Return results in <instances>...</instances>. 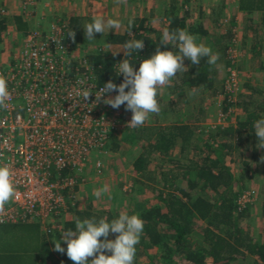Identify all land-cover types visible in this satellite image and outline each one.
<instances>
[{"label": "trees", "instance_id": "trees-1", "mask_svg": "<svg viewBox=\"0 0 264 264\" xmlns=\"http://www.w3.org/2000/svg\"><path fill=\"white\" fill-rule=\"evenodd\" d=\"M21 1L26 9H34L48 2V0ZM189 1L184 0V4ZM233 2L234 7L240 11L249 14L263 12L261 21L264 23V0ZM176 3L177 1L171 3L167 9L166 4L159 5L164 6L162 16L167 22L166 29L170 31L185 29L199 37H208L206 45L211 46L213 52L220 54L217 63L210 65L207 58H202L200 64L191 65L190 60L185 58L184 63L188 65V70L177 73L170 84L165 85L166 94L162 97L160 93L158 96L160 112L164 108L166 112L175 115L173 121L168 124L122 128L109 134L106 149L101 151L100 155L107 154L108 145H112L110 150L118 149L122 142L130 138L132 142L142 143V151L132 162L133 181L118 183L115 185L117 191L109 189L100 197L99 205L97 204L99 198L93 195L87 204L81 203L80 207L75 208L73 199L75 200L76 191L73 192L74 195L68 199V209L70 211L74 209V215L63 219L60 226L57 225V221L64 212L55 215V221H49L48 226L36 219L0 223V264H73L66 252L55 250V240L58 241L63 232L73 229L77 219L95 217L111 220L121 211H127L129 214L138 213L144 221L143 233L136 246L134 264H233L239 258L246 260V264H264V240L255 239L251 229L243 224V221L250 217V208L256 192L242 184L245 179H252L256 172L257 175L264 176V158L252 130L254 121L264 117V98L260 99L264 94L260 81L264 82V79L248 75L251 73L248 71V59L237 57L235 60L231 56L235 49L245 51L247 48L253 53L255 62L257 58L261 60L264 52L260 42L264 39L254 37L250 44L249 37L243 35L242 42H237L234 29L237 13L231 16L224 34L211 35L203 27L202 22L190 20L189 9L183 6L184 4ZM222 3L213 10L212 16L218 14L220 10L223 11L220 15H223L228 3L224 5ZM7 11L1 3L0 52L7 49L12 22L19 31V39H23L16 51L21 50L28 35L37 33L44 38L53 32L54 27L60 28V36L68 43L66 50L71 58L69 64L71 71L68 75L73 77L78 69H84L83 61H86L98 86L109 80L119 84L124 79L123 74L117 75L115 71L119 61L124 58V51L113 55L116 50L112 49L111 45L124 47L128 40L144 39L145 46L140 53L134 52L132 57H125L133 59L136 68L139 67L141 60L154 53L158 46L161 50L173 48L171 44L161 43L162 31L149 25L152 18H149V21L134 18L131 28L127 23L121 33L106 29L104 34L96 33L95 40H87L83 25L91 22L93 18L91 15L78 16L73 11L66 17L67 15H61V12H55L54 19H50L48 27L45 28L42 19L39 26H36L25 18L26 14L23 12L9 16ZM219 17L216 16L214 21L219 22ZM252 20L251 17L245 18L244 30L257 31ZM256 40L258 44H254ZM91 43L96 45L92 47ZM9 60L11 63L16 61L12 57ZM259 63L258 67L255 63V68L264 72V59ZM230 67H235L241 73L240 85L234 95L235 101L225 90ZM244 70L246 76L242 78ZM193 88L197 89L194 94L191 91ZM205 90L209 91L211 96L216 94L223 96L221 116L223 120H227L226 124L216 122L219 113L214 120L213 117H209V112L203 106L206 99L202 96L198 99V95L205 93ZM187 92L195 96L194 103L188 101ZM235 104L246 112V116L236 120L237 124L229 122L228 118L231 115L229 108ZM125 129L130 130L119 136L118 132ZM239 150L243 154L246 150H252V161L256 167L253 168L250 163L245 162L247 170L236 176L229 161H233V155ZM191 153L194 157H190ZM154 161L158 162L159 166L153 168ZM52 170L56 173V169ZM94 170L97 171L95 164L93 168L88 165L82 174L76 177L78 180L83 177L85 179V176ZM63 173L73 175L74 171L67 169ZM101 173L96 172L99 176ZM107 181L112 182V179L109 178ZM158 184L161 185L159 189L154 187ZM147 187L157 191L155 199L136 197L145 193ZM246 194L250 200L241 201ZM114 196L120 198L112 199L109 203L108 198ZM127 198L130 201L124 208L123 203H126ZM132 200L136 202L133 206ZM116 235L110 233L109 239H114ZM61 243L66 249V242L61 240Z\"/></svg>", "mask_w": 264, "mask_h": 264}, {"label": "built area", "instance_id": "built-area-1", "mask_svg": "<svg viewBox=\"0 0 264 264\" xmlns=\"http://www.w3.org/2000/svg\"><path fill=\"white\" fill-rule=\"evenodd\" d=\"M52 31L45 39L37 33L28 35L21 50L12 55L16 61L0 65V76L7 78L10 90L0 106V164L12 167L17 188V198L0 208V223L36 219L48 226L55 221L85 182L76 176L91 156L106 149L112 131L128 127L122 108L106 104L103 96L97 100L101 86L86 61L85 70L68 75V43L60 28ZM231 56L237 59L235 50ZM229 71L225 90L235 101L240 78L235 67ZM85 89L92 91L86 100L81 95ZM109 95L116 94H104ZM94 164L100 174L103 161ZM67 169L74 174L65 175ZM247 196L241 201L250 200Z\"/></svg>", "mask_w": 264, "mask_h": 264}, {"label": "clouds", "instance_id": "clouds-1", "mask_svg": "<svg viewBox=\"0 0 264 264\" xmlns=\"http://www.w3.org/2000/svg\"><path fill=\"white\" fill-rule=\"evenodd\" d=\"M133 22L134 19L130 18L128 21L130 28ZM120 25L119 19L105 20L103 17L94 16L91 22L83 26L87 40H92L96 38V33L104 34L106 29L115 30ZM160 40L162 44L173 45V48L161 50L158 46L154 53L141 60L138 68L135 67L133 59L125 57H132L134 52L140 53L145 46L144 39L126 41L124 47L120 49L124 51V58L115 69L117 75L123 74V81L117 84L109 80L96 91L97 100L103 96L104 102L111 107L119 108L124 105L126 110L132 112L128 127H139L146 122L150 114L160 112L158 96L163 91V86L170 84L177 73L188 70V65L184 63L185 58L190 60L191 65L200 64L202 58H207V63L214 65L219 59L218 52H213L211 46L198 41L194 34L185 29L171 31L164 29ZM191 91L194 94L197 89L193 88ZM91 92L87 89L82 91L84 100ZM111 92H115L116 95L104 96L105 93ZM9 96L7 78L0 76V106L5 105ZM252 130L258 145L264 147V117L254 121ZM107 192L108 186L104 185L95 190L94 195L100 198ZM16 198L17 188L13 169L8 164H0V208ZM143 229L142 217L138 213L129 214L127 211H121L111 220L95 217L77 219L73 229L63 232L61 238L55 240L54 248L56 251L66 252L73 264H134L136 246ZM110 233L117 235L114 239H109ZM61 240L66 242V249Z\"/></svg>", "mask_w": 264, "mask_h": 264}, {"label": "rangeland", "instance_id": "rangeland-1", "mask_svg": "<svg viewBox=\"0 0 264 264\" xmlns=\"http://www.w3.org/2000/svg\"><path fill=\"white\" fill-rule=\"evenodd\" d=\"M80 1V2H79ZM88 0H78L76 1H72V0H60V5H58V7L60 8V14L61 15H67L66 17H69L71 12H75V11H84L85 7L87 8V10H89L88 6L86 5ZM105 2H108L109 4L107 5L106 3L101 4L100 1L98 3H96V6L92 7L93 13L96 15V17H103L105 20H107L108 18H116V19H120L123 14L125 15L126 18V14L128 12H131V14H133V19L134 18H138L135 15H140L142 16V14H148L150 10H155L154 15L152 16V21L149 23V25L151 24V28H155L157 30H161L163 31L164 29H166L167 26V22L165 20V18L162 16L163 12H164V7L159 6L161 3L166 2L165 5V9H167L166 7L169 6V3H173L174 1H177L176 4L178 5H183L184 4V0H132L131 1V5H130V10L126 11V7L124 8V10H121L122 8V4L119 2V0H104ZM112 1V2H111ZM121 1V0H120ZM124 1V0H123ZM128 1V0H127ZM213 0H191V2H186L183 6H186L189 9L190 12V20L194 21H199L203 23V27L211 34V35H220V34H224L226 32V27L228 26L227 24H229V20L231 19V16L234 13H237L238 9L237 7H234V2L233 0H225L227 4V7L225 8V12L223 13V15H220V12H223L222 10H220L218 12V14H214L213 16L211 15L210 11L208 13L209 10V6L211 4ZM218 1V0H217ZM223 0H220V2ZM4 1H1V3H3ZM6 2V3H5ZM4 2V7L8 10L7 13L9 16H13V15H18L19 13L23 12V14L25 15V18L27 20L30 21V23L39 26L38 24L40 23L41 19L42 21H44L46 19L47 16H45V14H42L41 11H43V6L42 5H38L36 6V8L34 9H29V8H24V3L21 0H6ZM9 2V3H8ZM59 0H55L53 1V3L58 4ZM47 6L51 7L52 2L50 0H48ZM112 3V4H111ZM46 5V4H45ZM53 6V5H52ZM231 6V7H230ZM186 7H184L186 9ZM55 7L53 6V9ZM200 8H203L201 10H203L202 14L201 12H199ZM11 9V10H10ZM132 9V10H131ZM206 9V10H205ZM219 10V8L217 9V11ZM57 12V11H56ZM121 12H124L123 14ZM37 15L35 16L34 14ZM242 13H240L241 15ZM117 15V16H116ZM220 15V17H219ZM34 16V17H33ZM135 16V17H134ZM218 16L219 17V22H215L214 18ZM242 16V15H241ZM245 19V17L243 18V20ZM242 20V17L240 19V21ZM121 21V25L119 27L120 31H124L126 24L128 22H125V19H120ZM243 25H241V28H244V24L245 23H241ZM239 26V25H238ZM235 33H236V39L237 42H242L241 40L243 39V34L235 27ZM114 30V29H113ZM117 30V28L115 29ZM154 33V32H153ZM9 37H8V42L6 44L7 49H4L2 52H0V65L3 64H7L9 61V58L12 57L13 52L16 51V48L19 47L18 45H20V41L22 42L23 39H19V31H17L16 29V25L12 22L10 23V29H9ZM196 37L199 38L198 41L203 42V43H207L208 42V37L205 36H198L195 35ZM253 39V37H250V39L248 38V42H251ZM95 40V39H93ZM96 44L91 43L90 46H94ZM112 49L118 51L120 49H122L123 47L121 45H117L115 48L111 45ZM122 51V50H120ZM119 51V52H120ZM236 51V55L240 58V57H245L246 59H248V63L247 65L249 66V70L251 71L250 74H248L249 76L254 75L256 79L258 78H262L264 79V76H262L264 74L263 71H261L260 69H256V65L257 67L259 66V62H260V58L256 59V62L254 61V57H253V53L249 52L247 48H245L244 50H240V49H235ZM248 51V52H247ZM241 59V58H240ZM255 63H257L255 65ZM251 68V69H250ZM246 70L242 71V78H244L246 76ZM245 72V73H244ZM239 78L241 79V73H239ZM245 81V79H243ZM262 89L264 90V85L262 86ZM167 90L166 87L163 86V91L161 92V96L163 97L164 94H166ZM239 94V93H238ZM168 94L165 96L167 98ZM201 96L203 98H205L206 100L203 103V106H205L206 111L209 112V117H216L217 113H219V116H217L216 122L219 123H225L227 122L226 119L223 120V117L221 116L222 112L221 110L223 109V104H222V97L218 96V94L211 96L210 92L205 90V93L203 94H199L198 95V99L201 98ZM187 99L189 102L194 103L193 99L195 96H193L192 94H190L189 92H187L186 95ZM238 98V97H237ZM234 100V99H233ZM208 106V107H207ZM119 108H122V112L124 113L123 118H126L125 120H123V122H128L130 121L131 117H132V112L130 110H126L124 105H121ZM190 108V107H189ZM229 110H231V115L228 117L229 118V122H236V120L241 116L242 113V108L238 105L235 104L233 105V107L229 108ZM162 112V113H161ZM159 112V114L157 113H153L150 114L149 118L146 120V122L143 125H149V124H168V122L173 121V117L175 115H173L170 112H166L163 108V111ZM189 112V109H188ZM215 114V115H214ZM219 118V119H218ZM237 124V123H235ZM142 126V125H141ZM127 128V127H125ZM130 129H125V130H121L118 132V135L120 136L122 133L126 134L127 131H129ZM253 138V137H252ZM132 138L128 139L127 141H124L121 143L120 148L118 149H111L110 147L112 145H108L109 150H107V154H94L91 156L90 161L93 162V164H91V162L89 163V167L93 168L94 162L98 159H100L101 161H103V173L105 170V173L107 171V177H109L110 179H112V182L110 181L108 183V181H104L105 177L102 176L103 174L101 173V176L97 175L95 173V176H91L90 174L86 175V182L82 183L78 188L80 189L81 186H83V184H91L88 186V188H85L84 190H81L79 193L75 194V200L73 199V203L75 205H81V203L83 204H87L88 201L90 200V196L92 197L94 195L95 190L100 189L102 186L107 185L108 186V190L111 189L113 191H117V185L118 183H122V182H126L127 180L129 182L133 181L132 179V168H133V160L135 158L136 155H138V153H140L142 151V143L141 142H132L131 141ZM246 144V142L244 143ZM254 151V150H253ZM245 152V151H244ZM258 152H260L258 150ZM252 150H246V153L243 154L241 153V151L239 150L238 152L236 151L235 154L233 155V161H229V165H231L232 170L234 171L235 175L238 176L241 173H244V171L247 170V165H245V162H248L251 164V167L255 168V162L252 161ZM194 157V154L191 153L190 157ZM254 162V163H253ZM158 162L154 161L152 163V167H157ZM258 171L260 172V170L258 169ZM97 172V171H95ZM101 177V178H100ZM182 181V180H181ZM114 184V185H113ZM243 186H245V188H250L253 189L256 194H255V198H254V202L251 204V208H250V217L246 220L243 221V224L247 226V228L251 229V233L252 236L259 240V241H263L264 240V176L258 174L257 172L256 174L253 176L252 179H245L244 181H242ZM116 185V186H115ZM87 186V185H86ZM160 184H158L157 186H154L156 188H160ZM91 187V188H90ZM151 187H147L145 190V193H141L138 194L136 197L139 198H144V199H149V198H153L155 199L157 196V191H155V189H150ZM78 190V189H77ZM76 191V190H75ZM75 193V192H74ZM105 194H102V196H104ZM95 196V195H94ZM101 196V197H102ZM119 199L120 197H115L108 198V202L110 203L112 201V199ZM100 200L97 199V204L99 205L100 202H98ZM128 198L126 203L124 202V208L128 206L129 204ZM80 202V203H79ZM135 200L131 201L132 206L135 204ZM126 204V205H125ZM80 207V206H79ZM65 216V217H64ZM73 215L68 214V212H64L61 217L58 219L57 221V225H61V221L63 219H67L69 217H72ZM144 260V259H143ZM250 260V259H249ZM251 260L252 257H251ZM246 264V260H244L243 258H239L237 261L233 262V264Z\"/></svg>", "mask_w": 264, "mask_h": 264}, {"label": "crops", "instance_id": "crops-1", "mask_svg": "<svg viewBox=\"0 0 264 264\" xmlns=\"http://www.w3.org/2000/svg\"><path fill=\"white\" fill-rule=\"evenodd\" d=\"M1 1H6V0H0V2ZM51 2H52V5L55 7L54 9H53V6L51 5V7H49V6H47V4L48 3H44V4H42V6H43V11H41L42 12V14H45V16H47L46 17V19L42 22V25L46 28V27H48V25H49V23H50V19L52 20V19H54V13L56 12V10H57V12H60V8L58 7V5H60L59 3H60V0H59V2H58V4H56V3H53V1H55V0H50ZM72 1H78V0H72ZM100 1V3L101 4H103V3H106L107 5L109 4L108 2H105L104 0H88L87 1V3H86V5H89L88 7V9L89 10H87V6L85 7V10L84 11H75V14L76 15H78V16H88V15H91L92 17H96V15L93 13V10H92V7L94 6H96V3H98ZM131 1L132 0H119V2L122 4V8H121V10H124V8H125V6H127L126 7V11L127 10H130V5H131ZM144 1V0H143ZM4 2H3V4H4ZM80 2V1H79ZM112 2V1H111ZM190 2H191V0H190ZM223 2V3H222ZM6 3V2H5ZM9 3V2H8ZM100 3H98V4H100ZM225 4L226 3V1L225 0H223V1H221L220 2V0H213L212 2H211V4H210V6H209V10H208V13H209V11H210V13H212L213 12V10L217 7V6H220V4ZM46 4V5H45ZM112 4V3H111ZM164 4H166L165 2H164ZM163 4V5H164ZM1 5V4H0ZM170 3H169V6L168 7H170ZM162 7V6H161ZM164 7V6H163ZM201 9H203V8H200V10H199V12H201V14H202V12H203V10H201ZM11 10V9H10ZM132 10V9H131ZM206 10V9H205ZM224 10H225V8H224ZM62 12V11H61ZM122 14L124 13V12H121ZM154 13H155V10H150L149 11V13L148 14H142V16H138V15H135V16H137V17H139V19H145L146 21H149V18H152V16L154 15ZM240 13H242L241 15H240ZM35 16L37 15V13L36 14H34ZM117 16V15H116ZM134 16V17H135ZM34 17V16H33ZM98 17V16H97ZM121 18L120 19H125V22H128L129 21V19L130 18H132L133 17V14H131V12H128L127 14H126V18H125V15L123 14L122 16H120ZM233 17V16H232ZM236 18V28L238 27V30L243 34V35H245L246 37H249V39H250V37H262L263 39H264V23H262V19H263V12H261V11H256L255 13H251V14H249V13H246V12H243V11H240V10H238L237 11V14H236V16H235ZM241 17H242V20L240 21V19H241ZM246 18V17H248V18H250L251 17V19H253L252 20V22L254 23V28H256L257 29V31L255 30V29H248V30H244V28L242 29L241 28V25H243V24H241V23H245V19L243 20V18ZM119 19V18H118ZM119 19V20H120ZM166 20V19H165ZM127 25V24H126ZM239 25V26H238ZM245 26V25H244ZM126 28V27H125ZM116 32H119V33H121L122 31H120L119 30V27H117V30H116ZM250 44H252L251 42H250ZM254 44H258V42H257V40H256V42L254 43ZM260 44H262L263 45V52H264V40L262 41V42H260ZM263 55H264V53H263ZM262 59H264V57H262ZM261 59V60H262ZM261 60H260V62H261ZM260 84H262V85H264V82H261L260 81ZM264 98V94H263V97H261L260 99H263ZM243 110V109H242ZM244 117V116H246V112L243 110L242 111V113H241V116L240 117ZM259 148V150L261 151V153H262V156H263V158H264V147H261V146H259V145H257ZM95 170L94 171H92V172H90L89 174L91 175V176H95ZM103 175L102 176H104L105 175V177H102V178H104V181H106V180H109V177H107L106 175H107V171H106V173H105V170H104V173H102ZM101 178V177H100ZM85 180H86V177H85ZM87 185V186H86ZM89 185H91V184H83V186H81L80 187V189L78 188V190H76V194L77 193H79L81 190H84L85 188H88V186ZM91 188V187H90ZM73 204V203H72ZM75 205V204H74ZM80 205H75V208H78ZM73 211H74V209H73ZM73 211H70L69 209L66 211V212H68V214H71V215H74V212ZM1 225V224H0Z\"/></svg>", "mask_w": 264, "mask_h": 264}]
</instances>
